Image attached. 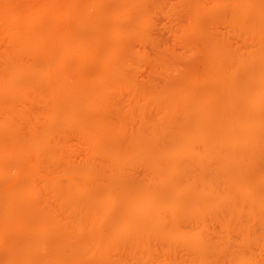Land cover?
Here are the masks:
<instances>
[{
  "label": "rangeland",
  "instance_id": "1",
  "mask_svg": "<svg viewBox=\"0 0 264 264\" xmlns=\"http://www.w3.org/2000/svg\"><path fill=\"white\" fill-rule=\"evenodd\" d=\"M43 1H50L53 4L52 20L54 19L58 23L57 25L46 24L40 27H30L25 26L22 22L7 18L4 22L5 26L9 29L15 28L23 35L20 37L11 36L8 31H4V25L0 27V89L4 90L1 86L6 85L7 82L10 84L11 81H15L17 86L14 91L10 90L11 88L5 89L9 94L0 91V264H7L10 261L9 264H58V261L59 264L60 262L64 264L67 258L79 253L87 236L90 235V228L92 229L94 223L95 226L100 224L96 222V219L91 221V217L88 216L93 206L86 203L83 204V207L76 200H80L79 195L75 194L74 196L70 192L67 194L65 187L68 181L62 176L72 169L76 170L75 172L86 170V173L89 170L90 178L96 179L94 183L96 181L97 186L94 183L89 185L85 180L76 179L78 185L86 184L87 191L88 193L91 191L89 195L92 198L100 199L107 195L114 198L118 195L119 198H127V204L132 205L133 202L129 198L132 194L136 195L138 198L140 197L139 200L146 202L148 207L150 206L156 218H160L161 221L165 218V223L162 221L164 226L173 222L167 217V213L162 209L163 206L161 207V203H164L168 198V192L173 190V187H175L174 191L178 189L183 191L177 200L183 198L178 203L181 206L184 204L182 207H187L186 204L192 202L188 199H193L188 191L192 187L191 190L200 191L201 205L194 218L191 215H185L181 217L178 226L180 230L182 229L183 234L197 235L201 240L207 257L203 264H264V134L258 136L253 131H249L248 135H241L240 131V133L237 132L239 129L237 131L234 129L233 134L229 133L234 136V138L231 136L233 138L231 140L229 139L231 137L227 138L229 134L224 135V133L230 132L225 129L226 126H222L225 127L224 130L228 131L224 133L222 127L221 129L217 128V122H222L225 120L224 118H227L230 123L233 114L237 113L239 109L247 112V109L252 108L251 105L255 107V110H263L261 112L264 113V91L256 90L254 93L251 90L248 92L242 87L243 84H246L247 72L250 69L259 68L262 64L264 67V38L255 35L256 30L247 22L250 18L236 19L235 17L239 6L237 3L238 5L235 7V4L242 0ZM257 1L254 0L253 8L256 6L254 11L259 15L254 18L261 20L264 19V14L261 13L264 1ZM5 4L20 10L24 17H27L26 7L34 4V0H0V6ZM232 18L234 19L231 21ZM19 41H23L21 46H19ZM262 47L263 49H261ZM46 68H52L49 75L45 74ZM37 72H42L36 79L33 77L37 86L31 90L26 89L23 86L24 83L32 79V73L34 76ZM108 72L109 74H106ZM77 78L82 82L83 90L87 94V97L81 100V105L84 108V105L86 107L92 105L91 108L94 106L95 110L94 108L89 109L86 111L87 113H81L75 119H71L67 116L68 104L63 102L62 105L60 103L55 107L49 106L44 95L47 94L46 84L48 81L49 84L64 81L70 88ZM218 81L228 85L219 87ZM192 86H194L193 89ZM232 87H236L234 89L239 90L241 95L230 109L226 97L232 91ZM229 90L230 92H228ZM98 91L102 94V98H94V96L90 98V95L94 92L98 93ZM168 91L167 94L173 101L170 105L168 101L156 99L158 93ZM99 93L98 95H100ZM180 95H183V98ZM224 96L226 97L224 98ZM255 96H258L257 99ZM196 99H199L198 102L204 101L200 103L198 111H190L191 114L187 110L191 102H197ZM13 104L17 106L14 107ZM255 110L251 111L250 109L249 111L254 112ZM199 114L203 115V125L199 122L201 120ZM1 117L4 119L1 120ZM92 122L106 128L101 148L88 143L85 135L86 126ZM156 123H161L162 131H156L154 136L150 134L139 136L160 143L163 147L160 144L158 147H162V150L166 151L172 146L171 135L173 136L174 130L172 127H188L187 130L191 127L192 149L199 158L207 157L209 160L212 158L213 163L211 162L210 167L205 169L201 164L190 167V159L182 158L177 162L180 164L181 171L175 168L177 171L174 172V169H170L173 161L167 163L171 158V154L168 152V154L165 153L164 160L161 161L162 167L158 174V172H153L149 165H146L143 155L139 156L138 153L123 150L133 143L134 138L136 140V136L142 132V128ZM193 125L199 126L196 128ZM164 131L169 136L163 133ZM216 135L219 137L221 135L220 139L216 138ZM43 136L46 138L44 139ZM193 136L194 139H192ZM225 136L227 139L225 141H235L230 142V146L233 148L229 144L226 145ZM42 137L44 143L43 139L41 140ZM239 137L241 139H238ZM217 139L220 141V143L217 142L218 144L214 143ZM36 140L38 141L36 142ZM236 140L239 141L238 146H235ZM39 142L43 143V146L39 145ZM31 144L35 147L39 146L38 149L35 147L31 149ZM214 144L217 147H214ZM225 147L232 153L229 154V157ZM28 148H30L29 151ZM44 148H47L45 150L49 154L48 158H44L46 153H43L44 156L37 155ZM114 149L119 151L117 152L120 153L119 156ZM204 152L205 154H203ZM226 155L228 159H226ZM113 157L117 161L121 158V164L115 167L112 164ZM40 159L41 161H39ZM182 163L184 164L182 165ZM226 163H229V169H226L228 168ZM167 166L170 169H168V174ZM245 167H249L250 172H247L248 168L244 172ZM223 169L230 174L236 173L237 176L229 174L228 177L232 176L234 183L237 181L238 196L235 189H230L233 188L231 187L232 181L227 178L228 172L225 175ZM238 171H241L240 174H237ZM81 172L83 173V171ZM221 172L223 175L220 174ZM242 173H248L247 177L249 178L247 179ZM238 175L241 179L245 177L242 179L244 183L239 180ZM223 176L227 178V181ZM51 177L55 178L54 183V179ZM156 178H160L159 181ZM185 180L186 182L190 180L188 185L185 184L186 182L184 183ZM238 180L240 183L242 182V191L239 189ZM172 182H175V185ZM178 182L180 183L178 184ZM189 184H191L190 187ZM247 186L251 188L252 193L249 192L250 188ZM30 187H34L35 190ZM210 187H212V191ZM163 188L165 189L163 190ZM167 189L169 190L167 191ZM156 190H163V192ZM238 191H241L240 195ZM20 193L22 194L20 195ZM241 193L242 196L244 195V200H242ZM246 196L248 197L246 198ZM253 198L255 200H252ZM14 200L16 203L13 202ZM84 200L86 201V199ZM101 200L103 201V199ZM213 200L215 201L213 202ZM8 202H12L9 207ZM249 204L250 206H248ZM104 205L109 212L113 210L110 214L114 218L109 217L110 214L106 213L108 220L101 226H97L100 236L94 244L95 247L98 245L96 247L98 253L94 255L97 260H94L95 264L101 262V264H192L193 260H196L198 254L188 247L191 240L190 242H180V244L178 241L173 242L172 239L169 240L171 242H166L164 240L168 239L165 236L158 235V228L154 229L158 234H154V230L151 234L150 228L149 231L145 230L144 234L138 237L142 239V246L145 245L143 249L141 247L132 251L126 246L123 248L121 245L126 239L116 236V238H112L114 235L110 231L113 221L115 222L117 217H121L119 215L123 211L119 206L113 207L115 204L112 205V203L108 204L109 206L103 204L102 207ZM87 206H90V209ZM190 218L192 219L190 220ZM23 220L25 223H22ZM40 222H45L50 228L46 233L49 237L48 240L39 235L37 224ZM5 223L9 224L10 229L2 234L1 225ZM166 223L168 224L165 225ZM23 224L24 227H22ZM162 225L159 228L165 229L166 227ZM16 229H21L22 232H18ZM21 242L22 244H20ZM24 244L26 245L24 246ZM10 246H16L19 250ZM29 247L33 249L30 250ZM28 252L32 257L31 263L26 262L28 260L25 255ZM11 254L12 256H8ZM84 264L94 263L86 262Z\"/></svg>",
  "mask_w": 264,
  "mask_h": 264
},
{
  "label": "bare ground",
  "instance_id": "2",
  "mask_svg": "<svg viewBox=\"0 0 264 264\" xmlns=\"http://www.w3.org/2000/svg\"><path fill=\"white\" fill-rule=\"evenodd\" d=\"M36 1V2H35ZM259 1V0H258ZM257 1V2H258ZM261 1V0H260ZM264 1V0H263ZM253 2H254V0H242V2H236V4H235V7H236V5H238L239 4V6H238V8H237V10H236V12H235V17H236V19H243V18H245V19H247V18H250L249 20H247V22H248V24H250V25H252V27H253V29L254 30H256L255 31V35L256 36H262L263 38H264V19H261V20H259V19H256V18H254V16L256 17V15H259V14H256L255 13V11H254V8L256 7V6H254V8H253ZM37 5H36V4ZM238 3V4H237ZM255 3V2H254ZM260 3V2H259ZM261 3H263V2H261ZM7 4H9V3H7ZM35 4V5H34ZM34 4H32L31 6L30 5H28L29 7L27 8L26 6V11H27V17H24V15H23V13L20 11V10H16V8H14L13 6H11V5H1L0 6V9H1V16H0V27L1 26H3L4 25V27H3V29H4V31H8L9 33H10V35L11 36H18V37H20V36H23V35H21L17 30H15V28L14 29H9L8 27H6L5 26V20L7 19V18H10V20H16V21H18V22H22L25 26H30V27H40V26H43V25H46V24H50V25H57L58 23L53 19L52 20V11L54 10V6H53V4L50 2V1H43V0H34ZM258 4V3H257ZM256 4V5H257ZM264 4V3H263ZM261 6V5H260ZM41 7V8H40ZM264 7V5L262 6V8ZM37 8H38V10H37ZM259 8V7H258ZM40 9V10H39ZM261 9V8H260ZM259 9V10H260ZM258 10V11H259ZM19 12H21V13H19ZM234 12V11H233ZM232 12V13H233ZM257 12V11H256ZM261 13L262 14H264V8H263V11H261ZM231 14V13H230ZM232 15V14H231ZM260 16H261V14H260ZM263 16V15H262ZM229 18V17H228ZM264 18V17H263ZM234 18H232L231 19V21L233 20ZM88 21V20H87ZM242 21V20H241ZM236 22H237V20H236ZM244 22V21H243ZM87 24V23H86ZM90 24V23H89ZM239 24V23H238ZM243 24V23H242ZM49 25V26H50ZM51 27V26H50ZM249 27V26H248ZM17 38V37H16ZM19 43V46H21L22 45V43H23V41H19L18 42ZM261 49H263V47L261 48ZM264 50V49H263ZM262 66H263V64H262ZM259 67V68H256V69H250V71L249 72H247V70H245V72H247V74H248V78L246 79L247 81H245L246 82V84H243L242 85V87L243 88H245V89H247V91L249 92V91H253L254 93L256 92V90H259V92H260V90H263L264 91V67ZM107 68H108V66H107ZM246 68V67H245ZM253 68V67H252ZM52 70V68H46L45 69V74H48L49 75V73H50V71ZM109 70V69H108ZM19 72V71H18ZM104 72H106V71H104ZM42 73V72H41ZM41 73H35L34 74V76H33V73H32V79H30L29 81H27L26 83H24L25 85H23L26 89H29V90H31L32 88L34 89V87L35 86H37L35 83H34V81H35V79L41 74ZM44 73V72H43ZM16 74V73H15ZM18 74V73H17ZM106 74H109V72L108 73H106ZM109 76V75H108ZM247 76V75H246ZM33 77L35 78V79H33ZM226 78V77H225ZM15 80H16V78H15ZM10 81V80H9ZM101 82H102V80H101ZM219 82V81H218ZM225 82H226V80H225ZM1 83V82H0ZM6 83V82H5ZM20 83V82H19ZM99 83V82H98ZM106 83V82H105ZM243 83V82H242ZM3 84V83H2ZM8 82L6 83V85L4 84V86H1L4 90H1L0 89V91H5V89H10V90H15L16 88H17V86H16V82L15 81H11L10 82V84H8ZM52 82L49 84V81H48V83L46 84L47 85V94L45 93V95H44V97H45V99L47 98V100H48V103L50 104L49 106H52V107H55L56 105H58V104H60L61 103V105H62V103L63 102H65V104H68L69 105V107H68V110H67V116H68V118L69 117H71V119H75L76 117H78L79 115H81V113H85L86 111H89V109H92V108H94V106L91 108V106L90 107H86V105H84L85 106V108L81 105L82 103H81V100H83V98L84 97H87V94H86V92L83 90V86H82V82L77 78V79H75L74 80V83H72V86L70 87V88H68L67 87V85L64 83V81H61V82H59V83H56V84H52ZM103 85V83H100V85ZM98 85V84H97ZM100 85H98L99 86V88H101L100 87ZM183 85V84H182ZM226 85H228L227 83H224V82H219V87H225ZM239 85H241V84H239ZM105 86H106V84H105ZM186 86H188V85H186ZM190 86V85H189ZM7 87H9V88H7ZM184 87V86H183ZM182 87V88H183ZM191 87V86H190ZM189 87V88H190ZM21 88V87H20ZM106 88V87H105ZM187 88V87H186ZM194 88V86H192V89ZM233 89H232V91L230 92V90L228 91V92H230V94L229 95H227V97L226 96H224V98L226 97V102L230 105L229 106V108L231 107V105L232 104H234V103H236L237 101H238V99H239V97H240V95H241V93H240V91L238 90H236V89H234V88H236V87H232ZM220 89V88H219ZM227 89V88H226ZM244 89V90H245ZM10 90H9V92H10ZM102 90H103V88H102ZM177 90H179V89H177ZM185 90V89H184ZM243 90V92H246V91H244ZM20 91V90H19ZM106 91V90H105ZM166 91V90H165ZM186 91V90H185ZM190 91V90H189ZM262 91V92H263ZM1 92V93H2ZM8 93V90L7 91H5V93ZM252 92V93H253ZM18 93V92H17ZM98 93H99V91H98ZM98 93L96 92H94V94H92V95H90V98H92L93 96H94V98H102V94H100V95H98ZM167 93H169V91L168 92H162V93H158V95L156 96L157 98L156 99H159L160 101H168V103H169V105H170V103H172L173 101L170 99V95L169 94H167ZM181 93V92H180ZM264 93V92H263ZM9 94V93H8ZM152 94V93H151ZM155 94V93H154ZM154 94H152V95H154ZM179 94V93H178ZM185 94V93H184ZM220 94V93H219ZM248 94V93H247ZM259 94V93H258ZM104 95V94H103ZM223 94H221V96H222ZM225 95V94H224ZM249 95H250V93H249ZM256 95V94H255ZM5 96V95H4ZM8 96V95H7ZM89 96V95H88ZM180 96H182L181 98H183V95H180ZM197 96V95H196ZM200 96V95H199ZM203 96V95H202ZM208 96V95H207ZM245 96H246V94H245ZM252 96V95H251ZM260 96H261V94H260ZM259 96V97H260ZM6 97V96H5ZM9 97V96H8ZM41 97V96H40ZM175 97H177V95H175ZM192 97V96H191ZM223 97V96H222ZM244 97V96H243ZM246 97H248V96H246ZM250 97V96H249ZM252 97H254V96H252ZM252 97H251V99H252ZM257 97L258 96H255V98L257 99ZM7 98V97H6ZM12 98V97H11ZM18 98V97H17ZM173 98H174V96H173ZM190 98V97H189ZM194 98V97H193ZM197 98V97H196ZM245 98V97H244ZM13 99V98H12ZM11 99V100H12ZM103 99H104V97H103ZM154 99V98H153ZM174 99H176V98H174ZM188 99V98H187ZM192 99V98H191ZM199 99H200V97H199ZM198 99V100H199ZM202 99V98H201ZM247 99V98H246ZM258 99H260V98H258ZM264 99V98H263ZM5 100V99H4ZM9 100V99H8ZM16 100V99H15ZM104 100H106V99H104ZM171 100V101H170ZM197 100V99H196ZM198 100H197V102H191L190 104H189V108H188V110L187 111H193V112H195V111H198V108H200V106H201V102H203L204 100H205V98H204V100H202L201 102H198ZM224 100V99H223ZM241 100V99H240ZM239 100V101H240ZM250 100V99H249ZM86 101V100H85ZM155 101V100H154ZM179 101H180V98H179ZM178 101V102H179ZM182 101V100H181ZM195 101V100H194ZM242 101V100H241ZM248 101V100H247ZM250 101H252V100H250ZM259 101V100H258ZM263 101V100H262ZM83 102V101H82ZM87 102H89V101H87ZM106 101H104V103H105ZM156 102V101H155ZM188 102V101H187ZM225 102V103H226ZM261 102V101H260ZM10 103V102H9ZM107 103V102H106ZM158 103V102H157ZM189 103V102H188ZM256 103V102H255ZM11 104V103H10ZM17 104V103H16ZM93 104V103H92ZM100 104V103H99ZM175 104H177L176 102H175ZM183 104H185V103H183ZM182 104V105H183ZM205 104H207L206 102H205ZM239 103H237V105H238ZM243 104H244V102H243ZM263 104V103H262ZM106 105V104H105ZM166 105H167V103H166ZM172 105H174V104H172ZM180 105V104H179ZM188 105V104H187ZM226 105V104H225ZM258 105V104H257ZM13 106H14V104H13ZM12 106V107H13ZM15 106H17V105H15ZM14 106V107H15ZM168 106V105H167ZM175 106V105H174ZM185 106V105H184ZM228 106V105H227ZM226 106V107H227ZM233 106V105H232ZM235 106V105H234ZM239 106V105H238ZM242 106V105H241ZM240 106V107H241ZM244 106V105H243ZM67 107H65V108H67ZM191 107V108H190ZM251 107L252 108H250L251 109V111H253V110H255L254 108V106H252L251 105ZM171 108V107H170ZM205 108V107H204ZM236 108V107H235ZM249 108V107H248ZM258 108H259V106H258ZM11 109H13V108H11ZM10 109V110H11ZM15 109V108H14ZM97 109V108H96ZM184 109V108H183ZM182 109V110H183ZM195 109V110H194ZM208 109V108H207ZM231 109V108H230ZM250 109H247L248 111L247 112H249V113H247V112H245L244 110H241V109H239L238 110V112L237 113H235V114H233V119H231L230 121L232 122H230V123H228L229 122V119H227V118H224L225 120H223L222 122H217V124H218V126H217V128H219V129H221V127L222 126H226L227 128H225L226 130H228V131H230V132H228V131H226V130H224V128H223V133L226 131V132H228V133H224V135H227V134H233L234 132L233 131H235L234 129H236V131H237V129H239L237 132L238 133H240L241 135H248V133H249V131H253L254 132V134H256V135H262V134H264V113L263 112H261V111H263V110H261V111H259V109L258 110H255L254 112H256V113H254V112H250L249 110ZM94 110H95V108H94ZM164 110V109H163ZM181 110V111H182ZM225 110V109H224ZM224 110H223V113H224ZM63 111V110H62ZM185 111V110H184ZM183 111V112H184ZM200 111V110H199ZM203 111V110H202ZM201 111V112H202ZM230 111V110H229ZM6 112V111H5ZM7 112H8V109H7ZM6 112V113H7ZM14 112V111H13ZM12 112V113H13ZM162 112V111H161ZM231 112V111H230ZM235 112V111H234ZM9 113V112H8ZM87 113V112H86ZM191 114H192V112H190ZM205 113V112H204ZM217 113H218V111H217ZM227 113V112H226ZM1 114V113H0ZM3 114H4V112H3ZM65 114H66V112H65ZM89 114V113H88ZM202 114V113H201ZM201 114H199L200 116V118H201V120L199 121V122H201V124L203 125V122H202V116H201ZM206 114V113H205ZM214 114V113H213ZM230 114V113H229ZM12 115V114H11ZM54 115V114H53ZM163 115V114H162ZM207 115V114H206ZM205 115V116H206ZM221 115H222V113H221ZM228 115V114H227ZM3 116H5V115H3ZM64 116V115H63ZM208 116V115H207ZM6 117H7V115H6ZM189 117V116H188ZM230 117H232V115H230ZM2 118L3 117H1V120H2ZM53 117L51 116V119H52ZM170 118V117H169ZM191 118V117H190ZM229 118V117H228ZM4 119V118H3ZM7 119V118H6ZM67 119V118H66ZM162 119V118H161ZM208 119V118H207ZM216 119V118H215ZM227 119V120H226ZM90 120V119H89ZM92 120H93V118H92ZM169 120V119H168ZM175 120V119H174ZM212 120V119H211ZM220 120V119H219ZM95 121V120H94ZM160 121V120H159ZM172 121V120H171ZM191 121V120H190ZM204 121H205V119H204ZM216 121H217V119H216ZM4 122V121H3ZM91 122V121H90ZM195 122V121H194ZM88 123V122H87ZM86 123V124H87ZM173 124H174V122H172ZM172 123H171V125H172ZM99 124V123H98ZM157 124V123H156ZM152 125V126H147V127H144V128H142L141 129V131L142 132H140L137 136H136V140H135V138H134V141H133V143L132 144H130L129 146H127L125 149H123V150H125V151H132L131 153H133V152H135V154L136 153H138L139 154V156H140V154L141 155H143V159L145 160V162H146V165H149V167L151 168V170L153 171V172H158V174H159V171L161 170V161L162 160H164V157H165V153H167L168 154V152L171 154V158L173 159H171L170 158V161H166L167 163H171V161H173L172 162V165L171 164H169V165H171V167H170V169H174V172H176L177 170L175 169V168H180L179 167V165L180 164H178L177 162H179V160L180 159H182V158H188V160L190 159V162H191V165H190V167L192 166H198V165H202V167L203 168H207V167H210V165H211V162L213 163V161L210 159H207V157L206 158H199L196 154H195V152L193 151V143H191V135H193V134H190V133H192V131H191V127L189 128L190 129V131H189V129L187 130V128H180V127H176V128H173L172 127V129H174L173 130V136L171 135V137L173 138V139H171V142H172V146L170 147V149L169 150H162V147H163V145H161L160 143H158V142H154L153 140H148L147 138V140L146 139H143L142 138V136H139V135H143V134H150V135H152V136H154V134H156V131H159V130H161L160 129V126H161V123H159V124H157V125ZM162 124H164V123H162ZM191 124V123H190ZM196 124V123H195ZM194 124V125H195ZM205 124V123H204ZM213 124H214V121H213ZM193 125V126H194ZM210 126H211V124H209ZM172 126H174V125H172ZM178 126V125H177ZM199 126V125H198ZM198 126H194V127H198ZM206 126V125H205ZM204 126V127H205ZM87 127V128H86ZM84 129H85V135H86V137H87V139H88V143H91V144H93V145H97L98 147H100V145H102V141H103V138H104V136H105V134H106V128H104V127H101V126H98L97 124H94L93 122L92 123H89V125L88 126H86ZM142 127V126H141ZM213 127V126H212ZM162 128V127H161ZM169 128V127H168ZM208 128V127H207ZM166 129H167V127H166ZM170 129V128H169ZM169 129H168V131H169ZM171 129V130H172ZM212 129V128H211ZM216 129V128H215ZM215 129H214V131H215ZM193 130V129H192ZM203 130V129H202ZM232 130V131H231ZM162 131V130H161ZM160 131V132H161ZM189 131V132H188ZM195 131V130H194ZM204 131V130H203ZM213 131V130H212ZM211 131V132H212ZM218 131V130H217ZM240 131V132H239ZM196 132V131H195ZM209 132H210V130H209ZM252 132V133H253ZM138 133V132H137ZM163 133H166V131H164ZM167 134V133H166ZM229 134V135H230ZM237 134V133H236ZM251 134V133H250ZM163 135V134H162ZM165 135V134H164ZM168 135V134H167ZM198 135V134H197ZM201 135H202V133H201ZM200 135V136H201ZM212 135H213V133H212ZM221 135H222V133H221ZM221 135H220V137H221ZM223 135V136H224ZM227 135V138L228 137H233L234 138V136L233 135ZM235 135V134H234ZM239 135V134H238ZM237 135V136H238ZM157 136V135H156ZM169 136V135H168ZM205 136V135H204ZM44 137V136H43ZM43 137L41 138V140L43 139ZM134 137V136H133ZM159 137V136H158ZM157 137V138H158ZM206 137V136H205ZM219 136L218 135H216V138H218ZM220 137L218 138V139H220ZM229 138V139H233V138ZM46 137H44V139H45ZM151 138H154V137H151ZM150 138V139H151ZM156 138V139H157ZM163 138H164V136H163ZM200 138V137H199ZM199 138H197V139H199ZM225 139H224V142H226L225 144L226 145H228L229 144V146H230V142H235V141H225V140H227L226 139V136L224 137ZM237 138V137H236ZM253 138H254V136H253ZM35 139H36V137H35ZM44 139L42 140L43 141V143H44ZM50 139V138H49ZM169 139H170V137H169ZM192 139H194V136H193V138ZM217 139V141L215 142L214 141V143H216V144H218L217 142H219L220 143V141ZM222 139V138H221ZM238 139H241V137H239ZM40 140V141H41ZM159 140V139H158ZM196 140V139H195ZM194 140V141H195ZM201 140V139H200ZM215 140V139H214ZM32 141V140H31ZM38 140H36V142H37ZM41 141V142H42ZM48 141V140H47ZM193 141V140H192ZM237 141V143H235L236 145L235 146H238L239 145V141L238 140H236ZM35 142V141H34ZM41 142H39V145L41 144ZM46 142V141H45ZM48 142H50V140L48 141ZM47 142V143H48ZM160 142V141H159ZM166 143H167V140L165 141ZM170 142V141H169ZM197 142V141H196ZM43 143L41 144L42 146H43ZM46 143V144H47ZM164 143V142H163ZM30 144V143H29ZM159 144L162 146L161 148H159L158 146H159ZM196 144V143H195ZM210 144V143H209ZM216 144H214L215 146L214 147H217V145ZM238 144V145H237ZM241 144V143H240ZM32 146H30L31 147V149H32V147L34 148L35 147V145L33 146V144H31ZM37 145V144H36ZM225 145V146H226ZM104 146V145H103ZM234 146V145H233ZM38 147L39 146H36L35 148H37L38 149ZM44 147H45V145H44ZM47 147V146H46ZM116 147V146H115ZM168 147V148H169ZM231 147V146H230ZM101 148V147H100ZM112 148V147H111ZM165 148H166V145H165ZM167 148V149H168ZM231 148H233V147H231ZM235 148V147H234ZM22 149H24V148H22ZM29 149L30 148H28V151H29ZM40 149V148H39ZM45 149H47V148H44V149H42V151L41 150H38V151H41V153L39 152V153H37V155H41V156H44V154L47 152V150H45ZM212 149H214L213 147H212ZM218 149V148H217ZM224 149V148H223ZM228 149H230V148H228ZM35 150V149H34ZM215 150V149H214ZM233 150V149H232ZM27 151V152H28ZM38 151H36V152H38ZM112 151V150H111ZM114 151H115V153H117V152H119L118 150H115L114 149ZM121 151V150H120ZM207 151V150H206ZM208 151H210L209 149H208ZM225 151L227 152L228 150H226V147H225ZM121 152H123V151H121ZM230 151H228V157H229V154H232L231 152L229 153ZM30 153V152H29ZM28 153V154H29ZM44 153V154H43ZM36 154V153H35ZM120 154V153H119ZM119 154L117 153V155L119 156ZM127 154V153H126ZM134 154V155H135ZM169 154V155H170ZM203 154H205V152L203 153ZM49 154L48 153H46V156L44 157V158H48L49 156H48ZM123 155V154H122ZM169 155H168V158H169ZM225 155V154H224ZM238 155H240V154H238ZM48 156V157H47ZM116 156V155H115ZM138 156V155H137ZM202 156V155H201ZM109 157H111V156H109ZM223 157V156H222ZM226 157V159H228L227 158V155L225 156ZM40 158V157H39ZM43 157H42V160L44 159ZM166 158H167V156H166ZM165 158V159H166ZM167 158V159H168ZM109 159H111V158H109ZM166 159V160H167ZM214 159V158H213ZM169 160V159H168ZM186 160V159H185ZM185 160H183V161H185ZM225 160V159H224ZM39 161H41V159L39 160ZM111 161V160H110ZM119 161H120V163H119ZM121 161H122V159L120 158V160H118L117 161V159L115 158V157H113L112 158V164L116 167V165H120L121 164ZM117 162H118V164H117ZM165 162V161H164ZM227 162H228V160H227ZM163 163V162H162ZM198 163V164H197ZM142 164V163H141ZM165 164V163H164ZM184 163H182V165H183ZM186 164V163H185ZM227 164V163H226ZM229 164V163H228ZM228 164H227V166H228ZM166 165V164H165ZM181 165V166H182ZM188 165V164H187ZM167 166V167H168ZM113 167V166H112ZM118 167V166H117ZM148 167V166H147ZM166 167V168H167ZM169 167L166 169V171H167V174L169 173L168 172V169H169ZM184 167V166H183ZM200 167V166H199ZM186 169L188 168V167H185ZM226 168V167H225ZM230 168V166H228V168H226V169H229ZM246 168H248L247 169V172L249 171V167H245V170H244V172L246 171ZM113 169V168H112ZM169 169V170H170ZM183 169V168H182ZM197 169H200V168H198L197 167ZM251 169V168H250ZM117 170V169H116ZM149 170V169H148ZM150 170V171H151ZM176 170V171H175ZM190 170V169H189ZM224 170V169H223ZM231 170V169H230ZM76 170H74L73 171V169H72V171H67L68 173H66L65 175L63 174V178H65V180H67L68 181V184H66V191H67V194H68V192H70L71 194L73 193L74 194V196H75V194L76 195H79V198H80V200L79 199H76L77 200V202H78V204L79 205H83V204H90V206H93L92 208L93 209H90V206H87V208L89 207V209H90V213H88V216L89 217H91V221L92 220H94V219H96V222L98 223V224H100V225H97V226H101V224H103L104 222H106L108 219H107V216H106V213H109L110 214V212H113V210L112 211H108L107 210V208H106V205H104L103 207H102V205L103 204H111L112 203V205L113 204H115L113 207H116V206H119L120 207V210L121 211H123V213L122 214H120L119 216H121V217H117V220H116V217H115V222L113 221V223H112V230H110V231H112V235H114V236H112V238H116V237H123V238H125L126 240H123L124 242H122L123 243V245H121V246H123V248L126 246V247H128L129 249H132V251H135V250H137V249H139V248H141V249H143V247H145V245H143L142 246V242H141V240L142 239H139L138 237H141V235L142 234H144V231L145 230H147L148 229V231H149V229L151 228V231L152 230H156V228H158L157 229V231H159L158 233H156L157 231H155V233L154 234H158V235H160V236H165L168 240H164V241H166V242H171V241H169L170 239H172V241L174 242H176V241H178L179 242V244H180V242H190V240H191V244H190V246H188V247H190L194 252H196L197 254H198V256H197V258H196V260H193V263L192 264H203L204 263V260L207 258L206 256H205V251H204V249H203V245L201 244V240L199 239V237L197 236H195V235H189L190 233H188V235H187V233H186V235L185 234H183V232L180 230V228H179V226H178V222L180 223V220H181V217H183V216H187V215H191L193 218H194V216H195V213L197 212V209L199 208V206L201 205V199L199 198V197H201L200 196V191H196V190H191L192 189V187H190L191 186V184H189V187H190V189H189V187H188V191H190V195L193 197V199H188V198H186V199H188V201L190 200V201H192V202H190V204L188 203V204H186L188 201L186 200V205H188L187 207H182L181 205H180V203H178L181 199L183 200V198H181L179 201L177 200V199H179L180 198V196H181V194L183 193V191H181L180 189H178L177 191L175 190L174 191V189H175V187H173V185H172V187L174 188L173 190H170L169 192H168V198L165 200V202L164 203H161L159 200V202L162 204L161 205V207H162V209H164L165 211L164 212H166L167 213V217L170 219V220H172L171 222V224L170 225H168V226H164V225H162V221L165 223V218H164V220H160V218L158 219V218H156V216H155V214H154V212H153V210L150 208V206L148 207V205H146V202H144V201H141V200H139V198L136 196V195H131V198H129V199H131L130 201H132L133 202V204L132 205H128V204H130V203H128L127 204V198L126 199H122V197L121 198H119L118 197V195L117 196H115L117 199H114L113 197H110V196H106L105 198H100V199H98V198H95V197H91V195H89L90 193H91V191H89L90 193H88V191H87V186H86V184H82V185H78L77 183H76V179H81V180H85L89 185L92 183H94V180H96L95 178H94V180L93 179H91L90 177V173L88 174V172H89V170L87 171V173H86V170H80V171H83V173L81 174L80 173V171L79 172H75ZM78 171V170H77ZM149 171V172H150ZM173 171V170H172ZM172 171H171V173H172ZM179 171H181L180 169H179ZM190 171H192V170H190ZM201 171V170H200ZM220 171H222V170H220ZM225 171V175H226V173L228 172V171H226V170H224ZM232 173H233V170L231 171ZM234 172H236V171H234ZM241 172V171H240ZM240 172L238 171V173L237 174H240ZM250 172V171H249ZM65 173V172H64ZM86 173V174H85ZM117 173V172H116ZM178 173V172H177ZM186 173V172H185ZM190 173V172H189ZM81 174V175H80ZM150 174H151V172H150ZM173 174V173H172ZM180 174V173H179ZM182 174H183V172H182ZM220 174H222V172L220 173ZM230 174V172H228V174H227V178H230V180L232 181L231 182V184H232V186L231 187H233V188H230L231 190L232 189H235V192L237 193V188L238 187H236L238 184L235 182H233V179H232V176L231 177H228V175ZM236 174V173H235ZM235 174H230V175H234V176H237V175H235ZM245 174V175H244ZM248 173H242V175H244V176H249V174L247 175ZM118 175H119V173H118ZM170 175V174H169ZM189 175V174H188ZM223 175V174H222ZM241 175V176H242ZM115 176V175H114ZM160 176V175H159ZM163 176H165L164 175V173H163ZM186 176V175H185ZM190 176H192V175H190ZM239 176V175H238ZM158 177V176H157ZM168 177V176H167ZM224 177V176H223ZM53 177H51V179H52ZM60 178V177H59ZM115 178V177H114ZM117 178V177H116ZM189 178V177H188ZM198 178V177H197ZM224 178H226V177H224ZM227 178H226V181H227ZM245 178V177H244ZM244 178H242V179H244ZM249 177H247V179H248ZM49 179V178H48ZM54 179V181H53V183L55 182V178H53ZM157 179V178H156ZM160 179V178H159ZM159 179H157L158 181H159ZM169 179V178H168ZM234 179H237V178H235L234 177ZM241 179V177L239 176V180H241L243 183H244V181ZM44 180H45V178H44ZM58 180V179H57ZM90 180V181H89ZM121 180V179H120ZM229 180V179H228ZM230 180L228 181L229 183H230ZM239 180H238V182H239ZM66 181V182H67ZM93 181V182H92ZM114 181V180H113ZM118 181H119V179H118ZM117 180H116V182H118ZM204 181V180H203ZM115 182V183H116ZM186 182V180L184 181V183ZM188 182H190V180L189 181H187L185 184H187L188 185ZM242 182L239 184V189L241 190L242 188H241V184H242ZM51 183V182H50ZM95 183H96V181H95ZM94 183V184H95ZM97 183H99V182H97ZM161 183V182H160ZM170 183V182H169ZM173 184L175 183V182H172ZM180 182H178V184H179ZM111 184H113V183H111ZM110 184V185H111ZM125 184V183H124ZM127 184V183H126ZM184 184V185H185ZM246 184V183H245ZM53 185V184H52ZM96 186L98 185V184H95ZM95 185H93V186H95ZM113 185H116V184H113ZM117 185H119V184H117ZM123 185V184H122ZM122 185H119V186H122ZM128 185V184H127ZM175 185V184H174ZM193 186H194V184H192ZM247 185V184H246ZM108 186H109V184H108ZM124 186V185H123ZM161 186V188H162V184L160 185ZM159 186V187H160ZM207 186V185H206ZM209 186H211V185H209ZM245 186V185H244ZM54 187V186H53ZM110 187V186H109ZM116 187H118V186H116ZM177 187V186H176ZM187 187V186H186ZM205 187V186H204ZM247 187H249V186H247ZM30 188H32V187H30ZM47 188V187H46ZM114 188V187H113ZM211 188L212 187H210V190H211ZM229 188V187H228ZM245 188H246V186H245ZM250 188V187H249ZM4 189V188H3ZM10 189V188H9ZM8 189V190H9ZM32 189H34L35 190V188L33 187ZM55 189V188H54ZM59 189H61V188H59ZM115 189V188H114ZM126 189V188H125ZM165 188H163V190H164ZM170 189H171V186H170ZM199 189V188H198ZM238 189V190H239ZM247 189V188H246ZM51 190H52V188H51ZM118 190V189H117ZM123 190H124V188H123ZM123 190H122V192H123ZM163 190L162 191H160V190H158V191H160V192H163ZM169 189H167V191H168ZM187 190V189H186ZM207 190H208V188H207ZM4 191V190H3ZM33 191V190H32ZM56 191V190H55ZM54 191V192H55ZM64 191V190H63ZM96 191V190H95ZM115 191V190H114ZM121 191V190H120ZM157 191V190H156ZM157 191V192H158ZM205 191V190H204ZM212 191V190H211ZM234 191V190H233ZM242 191V190H241ZM240 191V192H241ZM94 192V191H93ZM119 192V191H118ZM239 192V191H238ZM240 192H239V195H240ZM247 192H248V189H247ZM249 192H251V188H250V191ZM112 193V192H111ZM115 193V192H114ZM113 193V194H114ZM124 193V192H123ZM133 193V192H132ZM138 193V192H137ZM207 193V192H206ZM209 193H210V191H209ZM235 193V194H236ZM252 193V192H251ZM22 193H20V195H21ZM33 194V193H32ZM35 194H37L36 192H35ZM64 194V193H63ZM72 194V195H73ZM127 194V193H126ZM131 194V193H130ZM129 194V195H130ZM140 194V193H139ZM164 194H166V193H164ZM164 194H162V195H164ZM189 194V193H188ZM204 194H205V192H204ZM12 195V194H11ZM18 195V194H17ZM65 195H66V193H65ZM89 195V196H88ZM111 195V194H110ZM119 195H120V193H119ZM124 195V194H123ZM151 195V194H150ZM160 195V194H159ZM161 195V196H162ZM187 195V194H186ZM209 195V194H208ZM237 196H238V193L236 194ZM7 196V195H6ZM9 196V195H8ZM34 196V195H33ZM84 196H86L85 198H84ZM100 196V195H99ZM113 196V195H112ZM154 196H155V194H154ZM167 196V195H166ZM184 196V195H183ZM182 196V197H183ZM189 196V195H188ZM251 197H252V194L250 195ZM63 197V196H62ZM69 197V196H68ZM78 197V196H77ZM76 197V198H77ZM126 197H128V196H126ZM130 197V196H129ZM157 197H159V196H157ZM185 197V196H184ZM224 198H225V196H223ZM241 197L243 198H241L242 200H244V195L242 196V193H241ZM248 196H246V198H247ZM13 198V197H12ZM72 198V197H71ZM165 198V197H164ZM222 198V197H221ZM224 198H222V199H224ZM236 198H239V197H236ZM5 199H6V197H5ZM15 199H16V197H15ZM66 199V198H65ZM64 199V200H65ZM75 199V198H74ZM84 199H86V201L84 200ZM101 199H103V201L101 200ZM106 201H105V200ZM128 199V200H129ZM150 199V198H149ZM153 199V198H152ZM155 199V198H154ZM161 199V198H160ZM185 199V198H184ZM11 200V199H10ZM67 200V199H66ZM142 200H143V198H142ZM164 200V199H163ZM241 200V201H242ZM247 200V199H246ZM252 200H255V198H253ZM62 201V200H61ZM147 201H148V199H147ZM149 201H151V200H149ZM215 200H213V202H214ZM234 201V200H233ZM238 201V200H237ZM264 201V200H263ZM6 202H7V199H6ZM14 203H16L15 202V200L13 201ZM67 202V201H66ZM74 202H76V201H74ZM89 202V203H88ZM91 202V203H90ZM153 202V201H152ZM185 202V201H184ZM217 202V201H216ZM235 202V201H234ZM242 202H244V201H242ZM247 202H248V200H247ZM249 202H251V201H249ZM238 203V202H237ZM246 203V202H245ZM12 204V202H8L7 203V205H8V207L10 206ZM18 204V203H17ZM91 204H93V205H91ZM208 204H210V203H208ZM211 204H213V203H211ZM216 204V203H215ZM236 204V203H235ZM244 204V203H243ZM252 204V203H251ZM19 205V204H18ZM33 205V204H32ZM108 205V206H109ZM185 205V206H186ZM214 205V204H213ZM212 205V206H213ZM254 205V204H253ZM261 205V204H260ZM107 206V207H108ZM210 206V205H209ZM245 206V205H244ZM248 206H250V204L248 205ZM263 206H264V203H263ZM17 207V206H16ZM19 207V206H18ZM79 207V206H78ZM83 207H84V205H83ZM247 207V206H246ZM7 208V207H6ZM81 208V207H80ZM106 208V209H105ZM244 208V207H243ZM260 208H262V207H260ZM264 208V207H263ZM262 208V209H263ZM8 210V209H7ZM107 212H106V211ZM155 210V209H154ZM247 210H249L248 209V207H247ZM247 210H246V212H247ZM252 210H253V208H252ZM264 210V209H263ZM13 211V210H12ZM21 212V211H20ZM22 212H23V210H22ZM118 212V211H117ZM156 212V211H155ZM250 212V211H249ZM249 212H248V214H249ZM10 213V212H9ZM8 213V214H9ZM15 213V212H14ZM115 213V212H114ZM157 213V212H156ZM254 213V212H253ZM24 214V213H23ZM86 214H87V212H86ZM108 215V214H107ZM157 215V214H156ZM21 216V215H20ZM109 217L110 216H112V218H114L113 217V215L112 214H110V215H108ZM49 217V216H48ZM108 217V218H109ZM158 217H160V216H158ZM166 217V216H165ZM190 217V216H189ZM27 218V217H26ZM45 218V217H44ZM47 218V217H46ZM52 218V217H51ZM93 218V219H92ZM196 218V217H195ZM37 219V218H36ZM48 219V218H47ZM185 219V218H184ZM192 218H190V220H191ZM19 220H20V218H19ZM22 220V219H21ZM41 220H42V218H41ZM88 220V219H87ZM169 220V221H170ZM6 221V220H5ZM18 221V220H17ZM16 221V222H17ZM33 221H35V220H33ZM168 221V220H167ZM27 222V221H26ZM36 222V221H35ZM38 222V221H37ZM88 222V221H87ZM22 223H25V221L23 220L22 221ZM39 223V222H38ZM48 223V222H47ZM107 223H109V222H107ZM163 223V224H164ZM170 223V222H169ZM95 224V223H94ZM93 224V227H92V225H91V227H92V229L90 228V232H89V236H87V239L85 240V242L83 243V246H82V249L79 251V253L77 254V255H75V256H73V257H70V258H67V260L66 259H64V260H66L65 261V263L66 264H84V263H86V262H93L94 264H95V262H94V260H95V253H98V252H96L97 251V246L95 247L94 246V244L97 242V239L99 238V233H100V230L97 228V226H95ZM111 224V223H110ZM168 223H166L165 225H167ZM38 225V231L40 232V234L39 235H41V237L43 238V239H47L48 240V236H47V232H48V230H50V228L47 226V224L45 223V222H40V224H37ZM160 225H162V226H164V227H166L165 229L164 228H159V226ZM2 227H1V233L2 234H4V233H6V231L8 230V229H10V227H9V224H7V223H5V224H3V225H1ZM36 226V225H35ZM34 226V227H35ZM49 226L51 227V225L49 224ZM22 227H24V224H23V226ZM88 227V226H87ZM161 227V226H160ZM16 228V227H15ZM14 228V229H15ZM20 228V227H19ZM31 228H33L32 226H31ZM37 228V227H36ZM89 228V227H88ZM102 228V227H101ZM108 228V227H107ZM153 228V229H152ZM85 229V228H84ZM104 229V228H103ZM18 230V232H22L21 231V229H16V231ZM9 231V230H8ZM87 231V230H86ZM161 231V232H160ZM102 233V232H101ZM193 233V232H192ZM86 234H87V232H86ZM151 234H153V231L151 232ZM19 235H20V233H19ZM88 235V234H87ZM148 235H150V234H148ZM50 236V235H49ZM54 236V235H53ZM116 236V237H115ZM130 236H132L133 238L132 239H130L129 237ZM147 236V235H146ZM145 236V237H146ZM153 236V235H152ZM18 237V236H17ZM21 237V236H20ZM40 237V236H39ZM102 237V236H101ZM154 237V236H153ZM165 237H163L164 239H165ZM36 238V237H35ZM143 238V237H142ZM147 238V237H146ZM158 238V237H157ZM192 239H194V240H192ZM18 240H19V238H18ZM23 240V239H22ZM113 240V239H112ZM144 240H145V238H144ZM21 241V240H20ZM24 241H26V240H24ZM51 241H52V239H51ZM65 241V240H64ZM147 241V240H146ZM193 241V242H192ZM195 241V242H194ZM28 242V241H27ZM44 242V241H43ZM78 242H80V241H78ZM83 242V241H82ZM15 243V242H14ZM29 243V242H28ZM44 243H46V242H44ZM193 243V244H192ZM20 244H22V242L20 243ZM30 244V243H29ZM15 245V244H14ZM26 244H24V246H25ZM49 245H50V243H49ZM19 246V245H18ZM21 246V245H20ZM54 246H55V244H54ZM80 248H81V246L80 245H78ZM11 247V246H10ZM12 247H14V246H12ZM11 247V248H12ZM28 247V246H27ZM14 248H16V246L14 247ZM20 248V247H19ZM30 248V247H29ZM54 248V247H53ZM10 249V248H9ZM17 250H19L18 249V247L16 248ZM15 249V250H16ZM26 249H28V248H26ZM31 249H33V248H30V250ZM13 250V249H12ZM11 250V251H12ZM136 252H138V251H136ZM16 253V252H15ZM19 253V251L17 252V254ZM74 253V252H73ZM17 254H15V255H17ZM76 254V253H75ZM13 255H14V253H13ZM31 254H29V252L28 253H26V255H25V257H26V260H28V261H26V262H29V263H31L32 262V257L30 256ZM72 255H74V254H72ZM8 256H12V254L11 255H8ZM18 256V255H17ZM97 256V255H96ZM14 258V257H13ZM16 258V257H15ZM14 258V259H15ZM47 258V257H46ZM63 258V257H62ZM36 259V258H35ZM49 259V258H48ZM55 259V258H54ZM6 260H8V259H6ZM34 260V259H33ZM10 261V260H9ZM47 261V260H46ZM95 261H97V260H95ZM8 262V261H7ZM11 262V261H10ZM9 262V263H10ZM23 262H25V261H23ZM48 262V261H47ZM9 263H7V264H9ZM41 263V262H40ZM50 263V262H49ZM55 263H57V262H55ZM64 263V264H65ZM98 263V262H97ZM100 263V262H99ZM102 263V262H101ZM100 263V264H101ZM26 264V263H25ZM33 264V263H32ZM48 264V263H47ZM52 264V263H51ZM54 264V263H53ZM58 264H59V261H58ZM60 264H61V262H60ZM105 264V263H104Z\"/></svg>",
  "mask_w": 264,
  "mask_h": 264
}]
</instances>
